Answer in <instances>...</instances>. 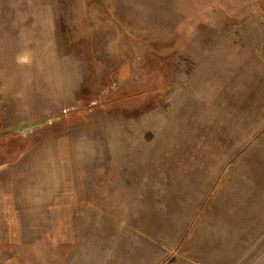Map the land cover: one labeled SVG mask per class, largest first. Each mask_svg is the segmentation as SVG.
<instances>
[{
  "label": "rangeland",
  "instance_id": "1",
  "mask_svg": "<svg viewBox=\"0 0 264 264\" xmlns=\"http://www.w3.org/2000/svg\"><path fill=\"white\" fill-rule=\"evenodd\" d=\"M0 264H264V0H0Z\"/></svg>",
  "mask_w": 264,
  "mask_h": 264
},
{
  "label": "water",
  "instance_id": "2",
  "mask_svg": "<svg viewBox=\"0 0 264 264\" xmlns=\"http://www.w3.org/2000/svg\"><path fill=\"white\" fill-rule=\"evenodd\" d=\"M27 127H29V126L19 127V128L13 129L12 132L21 131L22 129L27 128Z\"/></svg>",
  "mask_w": 264,
  "mask_h": 264
}]
</instances>
